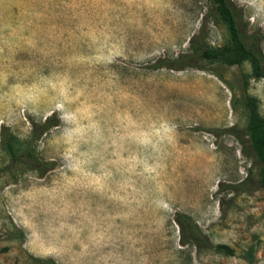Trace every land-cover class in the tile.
I'll use <instances>...</instances> for the list:
<instances>
[{
	"label": "rangeland",
	"instance_id": "374dc122",
	"mask_svg": "<svg viewBox=\"0 0 264 264\" xmlns=\"http://www.w3.org/2000/svg\"><path fill=\"white\" fill-rule=\"evenodd\" d=\"M230 1L264 56V0ZM206 13L207 0H0V129L23 141L58 118L36 147L52 170L0 175V264H264L242 107L264 119V81L247 62L146 69L192 35L222 46ZM177 214L231 255L180 245Z\"/></svg>",
	"mask_w": 264,
	"mask_h": 264
},
{
	"label": "trees",
	"instance_id": "16d2710c",
	"mask_svg": "<svg viewBox=\"0 0 264 264\" xmlns=\"http://www.w3.org/2000/svg\"><path fill=\"white\" fill-rule=\"evenodd\" d=\"M206 17L214 23L221 24L226 32L225 43L217 48L210 47L199 35H192L188 41V49L174 57L157 58L149 63V70L199 69L201 62L219 63L224 66L241 65L247 62L250 76L264 81V56L259 46L260 34H248L242 23V15L230 0H207ZM217 76V75H216ZM246 112V134L249 137L250 159L257 168V182L249 186L240 182L234 188L240 191L261 189L264 192V119L259 117L253 100L246 99L242 103ZM28 136L19 141L7 128L0 129V149L7 158V163L0 167L2 173L17 170L32 172L41 178L52 170L55 163L38 157L36 147L40 139L52 128L58 126V118L50 115L41 122L30 121ZM237 136V139L241 138ZM245 185V186H244ZM179 232V243L196 249L213 250L220 254L231 255V250L222 244H212L197 224L186 214L175 217ZM16 235H19L18 233ZM15 237V236H12ZM35 264H55L50 258H34Z\"/></svg>",
	"mask_w": 264,
	"mask_h": 264
}]
</instances>
